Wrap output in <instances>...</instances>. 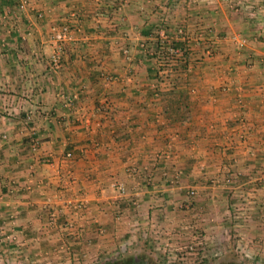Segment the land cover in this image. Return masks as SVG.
<instances>
[{"label": "crops", "instance_id": "1", "mask_svg": "<svg viewBox=\"0 0 264 264\" xmlns=\"http://www.w3.org/2000/svg\"><path fill=\"white\" fill-rule=\"evenodd\" d=\"M232 1L0 0V225L23 240L0 264H159V233L264 264V0Z\"/></svg>", "mask_w": 264, "mask_h": 264}, {"label": "built area", "instance_id": "2", "mask_svg": "<svg viewBox=\"0 0 264 264\" xmlns=\"http://www.w3.org/2000/svg\"><path fill=\"white\" fill-rule=\"evenodd\" d=\"M27 0H18L17 7L21 10H23L26 7ZM240 5L242 7V3L240 0H235L234 2H228V6L232 8H240ZM37 16H40V13H37ZM5 15L1 16L0 21V49L3 48L4 45V33H9L10 28L8 27L7 23L5 22ZM155 30V29H154ZM68 27L65 25H62L61 29L59 31H55L51 34L50 39L53 41V51L49 55L48 63L54 68L60 59V56L63 52V43L69 39L68 35ZM210 31L208 27L205 28V32ZM155 32H158L159 35L162 36V30L156 29ZM177 35L184 36V29L182 27H177L175 30ZM261 38L264 41V27L261 30ZM237 40L240 42L243 41V36L240 33H236L234 36ZM208 52V51H207ZM69 155V154H67ZM226 180H230L229 178H226ZM118 189L121 191L122 187L119 185L117 186ZM189 193H192L190 191ZM76 209L82 208V203L77 202L75 205ZM23 244V240L18 237L16 233H13L12 229L4 228L2 225H0V249L3 250L2 253L7 257L9 254H14V252H19L21 249V246Z\"/></svg>", "mask_w": 264, "mask_h": 264}, {"label": "rangeland", "instance_id": "3", "mask_svg": "<svg viewBox=\"0 0 264 264\" xmlns=\"http://www.w3.org/2000/svg\"><path fill=\"white\" fill-rule=\"evenodd\" d=\"M162 234L163 233H161V235H160V233H159L158 234L159 238L158 239L156 238L158 240V242L160 243V245H158L160 255L157 256V260L159 261L158 262L159 264H199V263H201L200 260L206 259V257H207V259H213L214 260L213 263H216L221 257V255H217V254L213 255L212 252H204V250H202V249H200L201 250V252H200L199 248L201 246L204 247V245H203V243L202 244L196 243V241L197 242L199 241V239H198L199 235H200L199 233H195V234L192 233L189 236L188 242H184V244L181 245L180 248H178L179 250H177V251L173 250V253H171L172 250H167V248H166V247H168V242H169V239H167L166 237H169V235L168 234L162 235ZM173 234L174 233H171V236ZM155 235H157V234H155ZM192 235L195 236V238H192ZM203 249H205V248H203ZM202 263L205 264L203 261H202Z\"/></svg>", "mask_w": 264, "mask_h": 264}, {"label": "trees", "instance_id": "4", "mask_svg": "<svg viewBox=\"0 0 264 264\" xmlns=\"http://www.w3.org/2000/svg\"><path fill=\"white\" fill-rule=\"evenodd\" d=\"M116 3L112 4V7H115ZM180 36V35H179ZM185 38V36L183 37ZM153 51H155V54L158 58L159 63L166 68V72L169 73V71L176 70L178 68H186V66L189 64L188 62V55H189V49L186 46V40H170L166 42L165 40H155L153 44ZM161 65L158 67L159 69L162 68ZM178 99V98H177ZM182 111H181V108ZM179 109L178 117L180 120H185L187 118V111L184 110V105H175V108ZM176 110V109H175ZM204 259H201L200 261H203ZM199 261V262H200ZM199 264H203L202 262Z\"/></svg>", "mask_w": 264, "mask_h": 264}, {"label": "bare ground", "instance_id": "5", "mask_svg": "<svg viewBox=\"0 0 264 264\" xmlns=\"http://www.w3.org/2000/svg\"><path fill=\"white\" fill-rule=\"evenodd\" d=\"M200 244V243H199Z\"/></svg>", "mask_w": 264, "mask_h": 264}]
</instances>
